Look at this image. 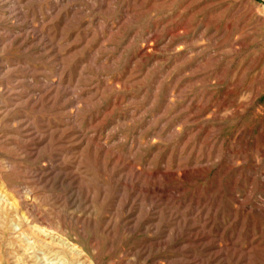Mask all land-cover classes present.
<instances>
[{
    "label": "rangeland",
    "instance_id": "rangeland-1",
    "mask_svg": "<svg viewBox=\"0 0 264 264\" xmlns=\"http://www.w3.org/2000/svg\"><path fill=\"white\" fill-rule=\"evenodd\" d=\"M0 264H264V0H0Z\"/></svg>",
    "mask_w": 264,
    "mask_h": 264
}]
</instances>
